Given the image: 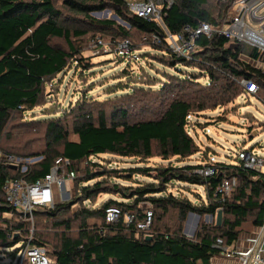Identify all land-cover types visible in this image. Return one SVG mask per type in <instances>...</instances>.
Instances as JSON below:
<instances>
[{
  "label": "trees",
  "instance_id": "1",
  "mask_svg": "<svg viewBox=\"0 0 264 264\" xmlns=\"http://www.w3.org/2000/svg\"><path fill=\"white\" fill-rule=\"evenodd\" d=\"M56 1L62 7L82 14L95 23V26L104 28L113 25V20L94 19L90 15V12L110 5L120 16H125L126 12L130 27L146 34V37L157 28L154 21L129 14L125 0H0V57H4V69L0 73V137L12 149L0 153L14 156L18 154L17 157L21 158L40 156L24 173L20 172V167L14 169L3 164L0 159V215L15 213L2 199V185L8 178L23 175L28 179L42 177L48 173L57 156L68 158L71 162L69 168L77 175L79 165L88 161L98 167L95 170L84 169L87 171L83 179L86 184L81 186L80 199L89 202L99 193L111 196L94 210L84 207L75 212L74 217H83L74 236L65 231L70 229L71 219L64 216L54 219L59 213L68 211L66 205L69 202L39 210L41 217H47L48 220L54 217L52 225L65 228L57 237L52 252L47 249V254L54 260L52 264H212L213 255L218 254V250L212 246L217 237L230 245L239 237L252 234L262 223L263 172L226 162H215L216 173L206 177L192 172L199 164L170 165L154 169L136 166L129 168L128 174L139 173L148 179H135L134 183L119 184L115 181L106 182L104 178L111 169L101 168L99 161L95 163L90 158L112 154L134 157L144 162L152 155H159L164 159L171 156L181 159L190 157L200 151L189 132L192 115L199 114L206 108L212 109L230 103L239 97L243 89L237 79L244 75H251L259 84L258 96L262 98L260 93H264V71L240 59L241 46L233 48L223 38L203 37L197 41V45L201 47L196 52L199 58L197 61L176 57L166 46L160 45L165 47L162 53L167 56L168 62L165 64L174 67L177 63H182L198 71L188 72L192 74L190 76L187 72L183 75L178 70L180 77H175L174 81L164 79L156 90L149 83L131 86L125 84L130 90L126 93L125 105L114 106L110 118L104 107L97 109L96 117H92L89 111L82 110L80 104L79 113L70 124V130L61 115L56 119H45L42 123L43 120L22 114L40 103L43 89L55 83L57 75L65 71L71 59L81 63L80 58L73 56L78 50L70 41L71 30L63 23L66 16L56 7ZM230 1L173 0L164 23L171 32L178 31L185 24L218 23ZM117 29L123 36L121 40L128 39L132 42L123 26L118 25ZM53 37L64 39L69 50L52 44ZM198 74L206 79L205 82L198 80ZM181 90L184 91L180 92ZM185 90H190L189 95ZM49 93L52 96V91ZM81 102L96 103L84 99ZM137 103L141 104L138 107L140 110L154 109L153 117L130 121V110L138 111ZM17 114H20L19 118L15 119ZM40 124L43 125L42 129H38ZM36 130L44 140L38 151L30 147L34 141L31 131ZM69 131L77 138L69 139ZM151 170L156 171L154 175H150ZM233 176L237 178L236 186L224 202H216L213 197L215 187L223 177ZM124 180L130 178L126 177ZM174 182L182 187L184 184L202 186L206 197L191 200L177 195L168 189L169 184ZM111 206L120 208V217L116 222L105 223L104 211ZM147 208L152 211L149 239L145 238L143 232L134 229L137 221L144 220ZM171 209L175 210V214H169ZM218 209L222 210L220 225L199 221L192 238L182 234L184 219L189 211L211 215L213 218ZM129 210L135 213V220L126 225L124 213ZM89 216H96L101 222L89 226L86 224V217ZM249 217L252 229L243 231L242 225ZM3 222L5 225L0 226V246L11 248L19 241L22 242L21 237L12 236L16 230L27 233L24 223L8 222L5 219ZM33 243L45 244L35 234ZM14 252H10V256Z\"/></svg>",
  "mask_w": 264,
  "mask_h": 264
},
{
  "label": "rangeland",
  "instance_id": "2",
  "mask_svg": "<svg viewBox=\"0 0 264 264\" xmlns=\"http://www.w3.org/2000/svg\"><path fill=\"white\" fill-rule=\"evenodd\" d=\"M210 1L216 2V0ZM55 5L66 16V20L63 23L70 28V41L75 49L78 50L73 56L76 59L80 58L81 63L74 58L73 61L71 59L65 71L57 75L55 83L43 89L40 103L32 108V110L23 113V116L34 117L35 119L43 120L42 123H44L45 119H56V117L61 115L67 121L66 126L70 130V124L75 119L80 104L83 107L82 110L89 111L92 117H96L97 109L104 107L107 117L110 118L114 106L125 105L124 101L127 100L125 99L126 93L130 91L126 88L125 84L128 83L131 86L132 84L149 83L151 88L156 90L164 79L174 81L175 77H180L178 70L182 71L183 75L187 72V75L190 76L192 74H188V72L193 71L195 73L198 71L196 68L186 66L182 63H177L174 67L165 64L168 62L167 56L162 54L165 51V47L152 45L148 37L145 36L146 34H142L130 27L129 22L126 20L128 17L126 12L124 14L125 16H120L114 11V7L110 5L102 10L90 12L91 17L94 19H110L114 21L113 25L103 28L101 26H95V23L87 20L82 14L62 7L59 1H56ZM112 13L116 14L118 18H115ZM118 25L123 26L128 31V35L133 42H131L134 47L132 51L123 55L122 52L118 54L114 53V51L110 52V48L105 52L98 49V47H92V40L96 36H101L110 45H113L115 41L121 40L123 36L118 33ZM51 43L69 50L68 43L62 38L53 37ZM241 46L247 55L254 54V47L246 44H241ZM3 59L4 57L1 56L0 73L4 69L2 64ZM197 76L199 81H203L201 75L199 76L198 74ZM47 81L49 82V79ZM144 87L147 86L145 85ZM49 91H52V96H50ZM183 91L181 90L180 92ZM185 91H188L187 95H189L190 90ZM260 94L264 99V93ZM262 98L243 95L237 97L230 103L219 105L212 109L206 108L200 111L199 114L192 115L190 118L191 130L189 132L199 146L200 151L190 157L181 159L171 156L168 159H164L159 155H152L146 161L140 162V159L134 157H118L112 154H104L96 158L91 157L90 159L95 163L99 161L98 163H100V167L103 169L114 170L107 171L106 177L104 178L106 182L111 183L115 181L119 184H130L134 183L135 179L141 181L148 179L143 174H128L130 172L128 169L136 166H148L154 169L155 167L163 168L169 167L170 165H194L199 161L237 164L245 151H252L253 154L264 157V100ZM83 99L90 102L96 101V103H82L81 101ZM140 105V103H137L138 111L134 109L130 110V121L153 117L154 109L140 110L138 108ZM19 115L17 114L15 119H18ZM42 126L40 124L38 129H42ZM31 132L33 133L31 138H34V141L30 144V147L34 151H38L44 143L43 136L37 130ZM68 138L76 139L77 136L69 131ZM11 150L5 144L3 137H0V152ZM15 155L19 156L18 154ZM109 163L111 164L109 165ZM97 167L98 165H93L88 161L81 163L76 177L65 183V187L69 190V197L56 198V204H68L69 202L66 205L68 211L64 214L59 213L58 216L55 218L52 217V219L54 218L56 220L61 216L71 219L70 229L67 230L68 228L65 229L63 226L55 227L51 224L52 219L48 220L47 217H41V213L36 211L33 213L34 223L24 224L27 228V233L16 230L15 232L17 233H14L12 236L21 237L22 242L19 241L11 248H5L3 245L0 246V264H15L19 255V252L15 255L18 248L22 243L27 242L28 239H30V243H33L34 234L44 240L45 244L41 245L50 252H52L57 237L64 229L66 234L70 236L76 235L83 215L80 218H76L74 217L75 212L84 207L89 210H94L101 206L107 197L111 196L107 193H99L95 197H92L89 202L80 199L81 194L79 191L81 190V186L86 184L83 179L87 171H84V169L95 170ZM155 172V170H151L150 173L152 174L150 175H154ZM126 177H129L130 180H124ZM183 186L174 182L173 184H169L168 189L177 195L188 197L191 200H202V198L206 197L202 186H187L185 184ZM169 214H175V210L171 209ZM2 219L8 222L18 221L17 215L15 213L12 215L10 212L0 215V226L5 225ZM186 219H189V222L196 221L197 224L199 221L207 224H213L215 222V216L212 218L206 214L199 215L198 217L194 215L188 216L186 214L184 220ZM95 222L99 224L101 219L96 216L86 217L87 225L92 226ZM32 226L33 231H31ZM242 229L243 231L252 229L250 217L243 223ZM191 230L187 223L185 233L190 234ZM12 251H15L14 255L10 256V252ZM215 256L216 254L213 255L212 259ZM22 264H27V262L23 261Z\"/></svg>",
  "mask_w": 264,
  "mask_h": 264
},
{
  "label": "built area",
  "instance_id": "3",
  "mask_svg": "<svg viewBox=\"0 0 264 264\" xmlns=\"http://www.w3.org/2000/svg\"><path fill=\"white\" fill-rule=\"evenodd\" d=\"M172 3L173 0H125V7L129 14L142 17L148 21H154L157 28L148 36L150 43L155 46H166L168 51L176 57L186 61H197L199 58L196 52L201 49L197 45V41L203 37L207 39L218 37L225 39L228 45L233 48H238L241 44L254 47V54L247 55L242 49L239 57L264 71V0H231L218 23L185 24L176 32L169 31L164 23V17ZM112 15L116 14L112 13ZM91 45L105 52L110 48V52L114 51L116 54L122 52L123 55L134 48L128 39L115 41L113 45H110L101 36H96L92 40ZM205 80L203 77L202 82H205ZM237 82L243 89L240 96L252 95L259 97L260 86L251 75H244L237 79ZM39 158L40 156L24 159L0 153V159H2L3 164L14 169L20 167L19 170L21 172L22 169L23 173L28 170L29 165ZM237 164L244 169L262 171L264 157L253 154L252 151H245ZM70 165L71 162L68 158L57 156L48 173L42 177L28 179L23 175L17 178H8L2 185L3 202L13 208L19 222L33 224L34 212L52 208L56 204V198H63L66 194L69 197V190L65 187V183L76 177V172L69 168ZM192 172L206 177L214 175L216 170L213 162H204L195 167ZM236 183L237 178L235 176L223 177L213 191L214 200L218 203L224 202L236 186ZM120 214L121 210L119 207H108L104 211V222H116ZM144 217V220L135 223L134 229L143 232L145 236L151 235L152 211L150 208L145 209ZM124 218L125 224L129 225L135 220V213L129 210L124 213ZM187 223L189 229H192L191 232L196 229V221L189 222L188 219ZM31 231H33V226ZM190 234L185 233L183 235L187 238H192ZM239 239L237 240L238 242L227 245L222 238L217 237L212 244L218 250V254L215 257H222L228 264H264V214L262 223L257 229L252 234L244 236L242 239L243 244H239ZM31 243L30 239H28L27 242L20 245L15 254L17 255L19 252L15 264H22L23 261H26L27 264L54 263L44 246Z\"/></svg>",
  "mask_w": 264,
  "mask_h": 264
},
{
  "label": "water",
  "instance_id": "4",
  "mask_svg": "<svg viewBox=\"0 0 264 264\" xmlns=\"http://www.w3.org/2000/svg\"><path fill=\"white\" fill-rule=\"evenodd\" d=\"M114 17L117 18L116 15H114ZM64 198H68V195L66 194ZM187 215H188V216H192V215H194V216H196V217L199 216V215L196 214L195 212H191V211H189V212L187 213ZM210 217H212V216L210 215ZM186 218H187V217H186ZM221 220H222V210H221V209H218V210L216 211V214H215V224H216V225H220V224H221ZM186 222H187V219L185 220V224H184V227H183V234H185V231H186ZM196 225H197V222L195 223V226H196ZM194 232H195V229L191 232L190 237H193V236H194ZM150 237H151V235H146V236H145L146 239H149Z\"/></svg>",
  "mask_w": 264,
  "mask_h": 264
},
{
  "label": "crops",
  "instance_id": "5",
  "mask_svg": "<svg viewBox=\"0 0 264 264\" xmlns=\"http://www.w3.org/2000/svg\"><path fill=\"white\" fill-rule=\"evenodd\" d=\"M204 163L203 161H199L198 163L194 164V165H200ZM188 165H191V164H188ZM261 172H264V170L262 169ZM245 236V235H244ZM244 236H241L240 239H239V244H243V241L242 239L244 238ZM238 242V241H237ZM217 261V262H216ZM212 264H228L226 260H224L222 257L220 256H217L214 258V260L211 261Z\"/></svg>",
  "mask_w": 264,
  "mask_h": 264
}]
</instances>
